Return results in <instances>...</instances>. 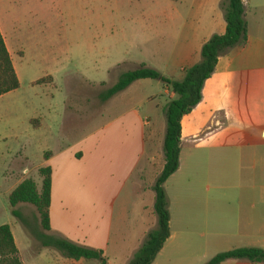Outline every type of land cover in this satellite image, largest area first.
<instances>
[{"label": "crops", "instance_id": "obj_1", "mask_svg": "<svg viewBox=\"0 0 264 264\" xmlns=\"http://www.w3.org/2000/svg\"><path fill=\"white\" fill-rule=\"evenodd\" d=\"M222 1L158 0L151 14L156 23L142 27L146 32L143 43L147 46L143 57L158 65L153 69L164 77L182 81L186 70L201 61L204 44L214 35L226 33L227 23L220 8ZM18 3L19 0H0V31L21 81L15 55L22 62L24 52L13 44L8 17L16 13ZM5 5L9 10L6 11ZM245 12L249 31L247 46L235 48L219 59L216 71L204 86L201 103L182 120L181 166L165 184L171 235L153 264H168L172 260H179L178 264H207L218 254L231 250L264 249V0H246ZM20 27L15 23L14 30L19 31ZM43 79H47L43 84H55L56 80L53 76ZM147 81H137L110 99L122 96L117 107L130 102L126 108L131 110L113 122L117 124L112 129L114 133L126 131V136L114 138L121 146L119 155L109 154L93 135L78 138L68 145L70 134L73 136L74 132L66 131L64 125L58 133H53L47 123L37 124L40 129L47 126L57 143L55 148L44 151L41 165V168L52 169V230L48 234L103 250L114 258L112 261L106 257L108 264H129L158 225L155 195L146 206L147 217L135 227L123 219L120 239L113 242L116 207L122 189L134 180L138 192L146 197L149 191L154 192L153 187L165 165V109L172 98L170 90L163 85L161 93L168 99L167 103L157 105L154 117H146L143 125L139 117L131 115L135 102L141 106L149 104L153 109L154 96L145 89L142 93L137 90L139 86L147 87ZM51 111L53 118L58 117L56 109ZM161 112L164 113L163 123ZM20 148V157L30 160L33 143ZM185 155L190 157L189 176L185 172ZM103 172L110 178L107 188L102 186ZM13 173H7L3 180L9 188L7 196L26 180L17 181ZM68 176L75 180L73 188ZM203 192L207 197L205 225L211 231L208 235L197 231V220L193 217L194 209L199 206L198 196ZM187 205H190V213L184 217ZM122 208L125 214L124 203ZM216 232L222 235L217 236ZM13 234L21 260L24 264H33L28 259H32L37 250L30 247L25 260L14 231ZM221 248L218 254L210 256L209 253ZM183 253L187 255L180 257ZM51 254L61 263L64 261L58 253ZM68 260V264L91 262ZM224 264H240V260Z\"/></svg>", "mask_w": 264, "mask_h": 264}, {"label": "rangeland", "instance_id": "obj_2", "mask_svg": "<svg viewBox=\"0 0 264 264\" xmlns=\"http://www.w3.org/2000/svg\"><path fill=\"white\" fill-rule=\"evenodd\" d=\"M156 2L158 0H19L15 16L8 15L13 44L16 49L23 50L24 58L21 62L15 55L21 76L20 89L0 97V226H11L25 260L30 247L37 250V254L28 259L33 264H68L69 260L54 248H43L37 237L43 229L34 206L20 204L15 209L10 207L6 195L9 188L3 181L4 177L13 171L17 181L32 178L41 188L39 170L44 162V151L57 145L49 130L58 133L62 125L66 131L74 132L73 136L70 134L68 145L78 138L93 135V139L100 140L101 147L109 154L119 155L121 146L114 142V138L126 136V131L118 135L114 133L112 129L117 124L113 122L116 117L131 110H127L130 102L117 107L122 96L108 103L102 101L101 95L113 87L123 74L139 69L142 64H148L149 68L158 66L143 57L147 46L143 43L146 32L142 28L156 23L151 15ZM5 9L9 10L8 5ZM15 23L21 26V30H14ZM47 76H53L55 84L33 85ZM147 83V87L139 86L137 90L142 93L145 89L154 96L153 109L149 104L141 106L135 102L131 111L133 117H139L142 125L146 117H154L157 105L165 106L168 100L161 93L163 83L160 80H149ZM52 108L58 111V117H52ZM159 116L163 123L164 113H159ZM71 117H76V120ZM39 122L47 123L51 129L48 127V130L47 126L40 129L37 126ZM134 131L136 135L137 127ZM28 142L33 143V151L31 159L24 160L19 155L20 147ZM189 158L185 155L188 176ZM109 181L110 178L103 172L102 186L107 188ZM68 182L72 188L76 184L70 176ZM137 185L133 180L120 192L114 244L120 239V222L123 219L135 227L147 217L146 206L151 204L155 193L149 191L145 197L141 191L138 192ZM198 199L199 206L194 209L193 217L197 220V231L208 235L211 231L205 225L206 193L203 192ZM189 209L190 205H187L184 217L190 213ZM13 210L21 213L26 222L15 217ZM215 234L221 236L222 232ZM221 250L223 248L215 249L209 254L214 256ZM51 252L58 253L64 261L61 263ZM186 255L183 253L180 257ZM105 256L114 260L110 254ZM178 262L172 260L168 264ZM248 263L247 260H240V264ZM89 264L101 263L95 260Z\"/></svg>", "mask_w": 264, "mask_h": 264}, {"label": "trees", "instance_id": "obj_3", "mask_svg": "<svg viewBox=\"0 0 264 264\" xmlns=\"http://www.w3.org/2000/svg\"><path fill=\"white\" fill-rule=\"evenodd\" d=\"M220 8L227 23L226 33L214 35L204 44L201 61L186 70L182 81L164 77L159 71L143 65L137 70L123 74L113 87L101 95L102 101L107 102L140 80H160L172 94V98L165 109L167 119L164 140L165 165L153 187L156 195L154 211L158 218L157 229L148 234L146 241L129 264H153L170 238L171 214L165 184L181 166L182 120L201 103L204 86L216 71L219 59L231 50L245 47L248 44L249 31L243 0H224ZM46 81L47 79H42L35 82L34 85H40ZM20 87V80L0 31V97L16 91ZM39 175L42 179V187L40 188L32 178L24 180L7 196L10 207L15 209L20 204H31L37 209L43 229V232L38 233L37 237L44 247L54 248L68 259L76 261L82 259L98 260L101 264H108L103 250L83 247L48 234L52 230L50 222L51 167H42L39 170ZM12 214L22 222H26L23 215L17 210H13ZM230 260H247L252 264H261L264 262V249L239 248L231 250L218 254L207 264H224ZM0 264H24L20 258L12 228L9 225L0 226Z\"/></svg>", "mask_w": 264, "mask_h": 264}, {"label": "built area", "instance_id": "obj_4", "mask_svg": "<svg viewBox=\"0 0 264 264\" xmlns=\"http://www.w3.org/2000/svg\"><path fill=\"white\" fill-rule=\"evenodd\" d=\"M244 6L246 5V0H243Z\"/></svg>", "mask_w": 264, "mask_h": 264}]
</instances>
